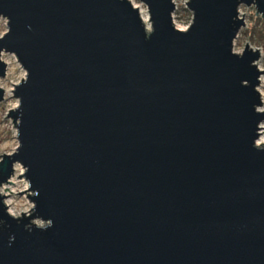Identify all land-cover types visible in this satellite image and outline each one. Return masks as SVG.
<instances>
[{"label": "water", "instance_id": "1", "mask_svg": "<svg viewBox=\"0 0 264 264\" xmlns=\"http://www.w3.org/2000/svg\"><path fill=\"white\" fill-rule=\"evenodd\" d=\"M139 1L147 39L129 0H0V78L2 53L29 71L6 116L22 147L0 181L13 160L29 166L35 215L54 221L29 233L0 205V264H264V152L252 147L264 116L241 86L257 84L259 54L230 53L237 5L253 4L188 0L182 35L175 0Z\"/></svg>", "mask_w": 264, "mask_h": 264}, {"label": "clouds", "instance_id": "2", "mask_svg": "<svg viewBox=\"0 0 264 264\" xmlns=\"http://www.w3.org/2000/svg\"><path fill=\"white\" fill-rule=\"evenodd\" d=\"M251 4L258 7V5L255 3V0H251ZM237 8H236L237 15L236 17H234V20L240 19ZM138 18L141 22V17ZM0 19L4 20V23L8 25V27H5L2 30H0V40H3L11 32L10 18L0 14ZM194 23H195V12L193 11L192 21L189 24L188 28L178 33L182 35L187 34L190 31V29L193 27ZM142 27L145 34V28L143 25ZM147 31L150 33V35L145 34L146 39L150 38L154 34L155 28L153 29L151 26H149ZM234 37L231 40L230 53L231 55L237 57L238 59H243L245 54V49L234 46ZM0 51H9V50L3 48L0 49ZM250 51L254 54L255 53L259 54L258 58L252 60L250 63V66L254 67L259 73V75L257 76V84L251 85L250 81L245 79L241 81V86L253 87V90L258 94L260 101L259 104L253 105V110L255 114L264 116V64L260 62L261 59H264V48L258 47L256 45H251ZM12 53H14L18 58V55L15 52ZM22 67L24 68L23 83L26 84L29 78V71L23 65ZM21 84H19V86ZM14 96H15V104L13 106V109L17 111L22 106V98L15 95V90H14ZM16 121L18 122L19 125L20 120L17 119ZM260 130H264V119L258 121L256 127V138L252 142V147L255 150L264 152V135L259 134ZM17 135L19 138L20 136L19 127L17 129ZM21 147H22V142L20 141V139H18V143L16 144L15 151L8 152L6 155L0 158V163H3L5 156H7L8 158H12L14 155H17ZM11 168H12L11 174L7 177V179L4 181H0V205L3 206L6 215L10 217L12 220H15L17 224H20L23 220L27 219L29 222L24 224V229L29 233H31L34 228L42 231H46L52 228L54 226V221L51 218L46 219L42 216L35 215L37 211V203L35 202V199H30V198H38L39 189H35V190L32 189V182L27 175L30 171V167L26 166L20 160H13ZM5 225H6V221L4 219H0V228H3ZM14 239H15L14 236H10L9 242L11 243L12 241H14Z\"/></svg>", "mask_w": 264, "mask_h": 264}, {"label": "rangeland", "instance_id": "3", "mask_svg": "<svg viewBox=\"0 0 264 264\" xmlns=\"http://www.w3.org/2000/svg\"><path fill=\"white\" fill-rule=\"evenodd\" d=\"M131 4L139 5L140 9L147 13L146 6L139 0H129ZM177 3V9L172 14L173 25L178 29L188 27L191 23L192 14L186 8L188 0H175ZM256 10L253 5L246 6L240 5L238 7L239 17L244 19V26L238 32V35L234 41V46L238 48H244L248 43V46L256 45L264 48V25L259 15L255 14ZM6 27L4 20L0 19V30ZM2 61L10 62L7 65L6 76L0 78V87L5 91L4 100L0 102V155L13 152L16 148L17 140V129L12 123V120L7 118L9 110L13 109L15 104V98L13 97L12 91L15 84L22 81L24 76V70L18 64L16 57L12 53H2ZM264 64V59L260 61ZM6 117V118H5ZM15 127V129H14ZM261 131V130H260ZM264 135V134H263ZM2 156H0L1 158Z\"/></svg>", "mask_w": 264, "mask_h": 264}, {"label": "bare ground", "instance_id": "4", "mask_svg": "<svg viewBox=\"0 0 264 264\" xmlns=\"http://www.w3.org/2000/svg\"><path fill=\"white\" fill-rule=\"evenodd\" d=\"M135 7L137 9L141 8L139 5H135ZM140 16H141L142 22H143V24H144V26H145V28L147 30L148 27L150 26L149 16H148V14L144 13V11L142 9H140ZM6 64L10 65V62L6 61ZM10 91H12V90H10ZM14 129H15V127H14ZM260 133H261L260 135H263L264 134V130H261Z\"/></svg>", "mask_w": 264, "mask_h": 264}, {"label": "built area", "instance_id": "5", "mask_svg": "<svg viewBox=\"0 0 264 264\" xmlns=\"http://www.w3.org/2000/svg\"><path fill=\"white\" fill-rule=\"evenodd\" d=\"M177 3H176V1H175V10L177 9ZM187 27H185V28H183L182 30H185Z\"/></svg>", "mask_w": 264, "mask_h": 264}, {"label": "trees", "instance_id": "6", "mask_svg": "<svg viewBox=\"0 0 264 264\" xmlns=\"http://www.w3.org/2000/svg\"><path fill=\"white\" fill-rule=\"evenodd\" d=\"M263 21V25H264V20H262Z\"/></svg>", "mask_w": 264, "mask_h": 264}]
</instances>
